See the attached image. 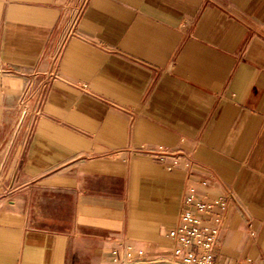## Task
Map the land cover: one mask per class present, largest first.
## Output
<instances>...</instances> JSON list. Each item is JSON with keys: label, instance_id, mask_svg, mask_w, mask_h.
I'll list each match as a JSON object with an SVG mask.
<instances>
[{"label": "crops", "instance_id": "obj_1", "mask_svg": "<svg viewBox=\"0 0 264 264\" xmlns=\"http://www.w3.org/2000/svg\"><path fill=\"white\" fill-rule=\"evenodd\" d=\"M191 190L240 203L214 261L264 264V0H0V264L172 259Z\"/></svg>", "mask_w": 264, "mask_h": 264}, {"label": "built area", "instance_id": "obj_2", "mask_svg": "<svg viewBox=\"0 0 264 264\" xmlns=\"http://www.w3.org/2000/svg\"><path fill=\"white\" fill-rule=\"evenodd\" d=\"M39 74H34L38 78ZM56 74H50L54 78ZM47 82L35 86L29 80L19 99L21 116L27 114L38 115L41 111L42 93L47 87ZM31 105L34 107L31 108ZM152 157L165 159L177 158V152L159 149H140L137 151ZM176 162V161H175ZM185 204L189 207L179 213L178 223L167 232L172 240L171 256L173 260L182 264H220L214 261L220 235L226 221L227 213L231 206H239L240 203L233 191L224 196L210 200L198 196L193 190L185 198ZM115 261L132 260L134 258L130 247L123 246L113 250Z\"/></svg>", "mask_w": 264, "mask_h": 264}, {"label": "rangeland", "instance_id": "obj_3", "mask_svg": "<svg viewBox=\"0 0 264 264\" xmlns=\"http://www.w3.org/2000/svg\"><path fill=\"white\" fill-rule=\"evenodd\" d=\"M123 264H182L179 261L169 259V258H158V259H137L133 258L132 260H127Z\"/></svg>", "mask_w": 264, "mask_h": 264}]
</instances>
